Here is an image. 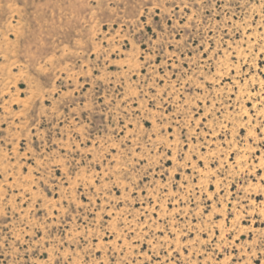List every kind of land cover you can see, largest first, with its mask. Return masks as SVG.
I'll use <instances>...</instances> for the list:
<instances>
[{
    "label": "rangeland",
    "instance_id": "obj_1",
    "mask_svg": "<svg viewBox=\"0 0 264 264\" xmlns=\"http://www.w3.org/2000/svg\"><path fill=\"white\" fill-rule=\"evenodd\" d=\"M0 264H264V0H0Z\"/></svg>",
    "mask_w": 264,
    "mask_h": 264
}]
</instances>
